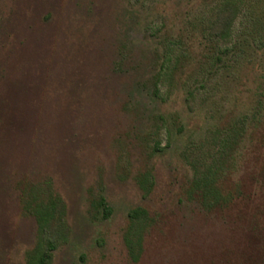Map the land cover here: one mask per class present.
<instances>
[{
	"label": "trees",
	"instance_id": "1",
	"mask_svg": "<svg viewBox=\"0 0 264 264\" xmlns=\"http://www.w3.org/2000/svg\"><path fill=\"white\" fill-rule=\"evenodd\" d=\"M187 2H195L202 9L200 16L175 33L161 36L151 96L163 105L170 97L169 91L165 97L162 92L166 83L177 94L181 91L184 101L194 97L186 88L193 76V72L187 74L191 65L201 70L199 85L203 88L208 75L238 70L240 76L234 79L240 82L244 77L240 94L251 99L249 113L235 118L228 111L223 120L235 119L217 124L211 135L212 152H203L198 162L190 164L192 175L186 195L204 212L226 219L228 231L214 248L191 255L187 264H264V72L256 64L258 56H264V0ZM12 6L0 18V204L14 195L34 229L32 245L25 249L21 262L4 250V245L8 250L16 249L19 233L10 235L11 220L0 215V264H52L54 252L64 239L61 216L68 204L51 176L43 181L31 180L30 176L43 163L60 175L67 166L78 170L77 159H70L76 157L79 127L88 121L109 124L112 118L103 112L106 104L114 101L124 109L129 103L126 95L118 92L125 79V46L111 44L113 35L110 38L111 34L100 30L103 19L99 29L92 27L88 36L84 35L81 44L74 43L67 32L71 16L61 11L62 0H14ZM51 7L58 12L56 19L40 11ZM259 64L263 65L264 59ZM156 116L161 124H167V135L172 127L178 134L186 130L187 120L179 112H174L170 124L163 113ZM133 131L130 128L125 135ZM101 135V131L94 133ZM149 135H132L134 151L143 156L136 157L137 168L144 167L133 179L139 186L150 180L148 189H152L156 174L153 158L161 149L159 142L152 140L148 154L144 153ZM240 161L247 163L244 176L238 174ZM77 176L74 173L67 181L58 176L57 181L65 190L74 182L79 185ZM105 197L100 194L92 203L94 220H106L112 213ZM152 223L144 207L129 209L122 239L127 259L133 264L140 259L142 229L147 232ZM23 226L16 228L21 235L27 232ZM75 248L72 245L71 250ZM83 258L81 255L79 259Z\"/></svg>",
	"mask_w": 264,
	"mask_h": 264
},
{
	"label": "rangeland",
	"instance_id": "2",
	"mask_svg": "<svg viewBox=\"0 0 264 264\" xmlns=\"http://www.w3.org/2000/svg\"><path fill=\"white\" fill-rule=\"evenodd\" d=\"M66 1L62 0L61 11L71 16L72 25L67 32L74 43L81 44L84 35L88 36L92 27L99 29V20L103 19L100 30L111 34L110 38L113 35V39H109L111 44L125 46L122 56L125 79L118 92L126 95L129 103L124 109L114 101L106 104L103 112L112 118L109 124L99 125L95 121L90 124L88 121L84 127H79L76 157L70 159H77L78 170L63 166V176L43 163L38 165L34 176H30L35 181L51 176L55 189L68 204L65 215L61 216L64 239L54 252L52 264H133L127 259L122 234L128 211L136 206L144 207L153 220L147 232L142 229V251L137 264H187L191 255L214 248L228 231L226 219L204 212L197 201L186 195V189L192 175L190 164L198 162L203 152L207 154L213 150L214 137L211 135L217 124L221 120L231 122L240 113L250 112L251 99L240 94L239 84L244 77L240 82L234 79L240 76L238 70L208 75L203 88L199 85L201 70L190 65L191 71L188 69L187 74L193 72V76L186 82V88L194 92V97L184 101L181 91L177 94L165 83L161 86L162 92L165 97V92L169 91L170 97L162 105L150 94L161 36L196 22L202 9L195 2L188 4L187 0H109L105 4L104 0H71L74 2L69 5ZM13 2L0 0V18L9 12ZM19 5L29 14L22 3ZM40 11L53 14L55 19L58 14L52 7L49 11ZM190 56L193 58L195 53ZM258 57L256 64L264 72V64H259L264 56ZM229 110L235 118L223 120ZM159 112L165 115L169 124L174 112H179L187 120L186 130L178 134L172 127V133L167 135V124H161L157 119ZM130 128L134 131L125 135ZM96 130L103 135L94 136ZM132 133L142 138L152 134L144 143L148 147L144 151L146 154L152 140L159 142L161 151L153 158L156 174L151 190L148 189L150 180L143 182L142 187L133 179L144 167L137 168L136 157L142 155L133 149ZM206 159L208 161V157ZM238 166V174L244 176L247 163L240 161ZM74 173L78 174L75 180L79 185L74 182L64 190L57 181L58 176L67 181ZM100 194L106 196L112 209L110 216L102 221L91 216L92 203ZM13 196L8 195L9 201L6 198L4 204H0V215H3L2 219L11 220L9 234L18 236L19 233V240L16 249L8 250L9 247L4 245V250L14 253L12 256L21 261L25 249L32 245L34 225L30 217L23 216L20 204ZM56 219L55 225L58 217ZM23 225L27 232L21 235L16 228ZM72 245L76 247L73 250ZM81 255L83 260L79 259Z\"/></svg>",
	"mask_w": 264,
	"mask_h": 264
}]
</instances>
